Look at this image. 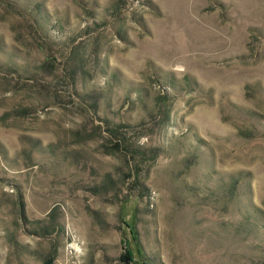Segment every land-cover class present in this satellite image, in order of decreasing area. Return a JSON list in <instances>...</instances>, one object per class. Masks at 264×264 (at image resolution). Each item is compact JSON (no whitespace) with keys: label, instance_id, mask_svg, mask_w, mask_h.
Segmentation results:
<instances>
[{"label":"rangeland","instance_id":"rangeland-1","mask_svg":"<svg viewBox=\"0 0 264 264\" xmlns=\"http://www.w3.org/2000/svg\"><path fill=\"white\" fill-rule=\"evenodd\" d=\"M142 259L264 264V0H0V264Z\"/></svg>","mask_w":264,"mask_h":264},{"label":"trees","instance_id":"trees-1","mask_svg":"<svg viewBox=\"0 0 264 264\" xmlns=\"http://www.w3.org/2000/svg\"><path fill=\"white\" fill-rule=\"evenodd\" d=\"M123 222L125 223V225L127 227H131V223L132 221H127L125 219H123ZM134 229L132 228L131 229V232L133 233ZM134 242H135V252H136V255H137V258L139 260L140 256L142 257V250H141V247L139 246V243H138V239L135 235L132 236ZM124 254V258L127 260H134V250L129 246V243L127 242V247L125 249V253ZM139 256V257H138ZM136 260V262H138V264H149V261H146V259H142L140 262ZM50 260L47 261V263H44V264H51V262H49Z\"/></svg>","mask_w":264,"mask_h":264}]
</instances>
